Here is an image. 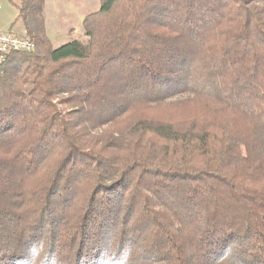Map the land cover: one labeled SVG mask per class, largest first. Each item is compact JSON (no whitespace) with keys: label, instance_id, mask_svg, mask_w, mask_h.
I'll use <instances>...</instances> for the list:
<instances>
[{"label":"trees","instance_id":"trees-1","mask_svg":"<svg viewBox=\"0 0 264 264\" xmlns=\"http://www.w3.org/2000/svg\"><path fill=\"white\" fill-rule=\"evenodd\" d=\"M44 6L0 67V264H264V0H101L58 47Z\"/></svg>","mask_w":264,"mask_h":264},{"label":"rangeland","instance_id":"rangeland-1","mask_svg":"<svg viewBox=\"0 0 264 264\" xmlns=\"http://www.w3.org/2000/svg\"><path fill=\"white\" fill-rule=\"evenodd\" d=\"M15 4H20V0H0V28L4 31L11 29L18 35H25V29L23 30L25 27L23 25L26 22L23 18H19V11ZM100 5L101 0H45L42 17L45 26V36L49 39L52 47H58L72 39H85L83 21L90 13L100 9ZM36 27V25L33 26L35 30H37ZM67 96L63 95L60 98ZM65 107L67 111L73 109L71 106ZM83 108L88 109V106L85 105ZM73 119L75 130L84 133L82 130L83 121H96L98 115L93 112L86 119H83L82 115L78 114L74 115ZM91 132L95 135H101L102 133H111L112 129L108 125H102ZM37 176L45 181L47 178L45 177L46 171L43 170Z\"/></svg>","mask_w":264,"mask_h":264},{"label":"built area","instance_id":"built-area-1","mask_svg":"<svg viewBox=\"0 0 264 264\" xmlns=\"http://www.w3.org/2000/svg\"><path fill=\"white\" fill-rule=\"evenodd\" d=\"M35 50L36 43L27 34L18 35L0 28V67L7 63L9 57L14 53H32Z\"/></svg>","mask_w":264,"mask_h":264},{"label":"clouds","instance_id":"clouds-1","mask_svg":"<svg viewBox=\"0 0 264 264\" xmlns=\"http://www.w3.org/2000/svg\"><path fill=\"white\" fill-rule=\"evenodd\" d=\"M30 257H34L37 253L36 246H33L30 250ZM121 260L120 264H129V257H130V249L128 247H123L120 250ZM23 264H30L28 259L23 261ZM45 264H56L55 258L52 256L51 253L48 254V259L45 261Z\"/></svg>","mask_w":264,"mask_h":264},{"label":"crops","instance_id":"crops-1","mask_svg":"<svg viewBox=\"0 0 264 264\" xmlns=\"http://www.w3.org/2000/svg\"><path fill=\"white\" fill-rule=\"evenodd\" d=\"M16 5H17V4H16ZM24 29H25V28H23V30H24ZM6 30H7V31H12L11 29H9V30H8V29H6ZM20 31H21V30H20ZM12 32H13V31H12ZM14 33H15V32H14ZM61 45H62V44H61Z\"/></svg>","mask_w":264,"mask_h":264}]
</instances>
